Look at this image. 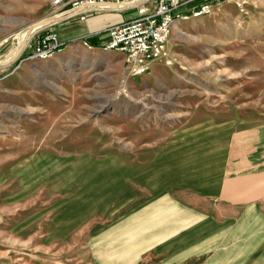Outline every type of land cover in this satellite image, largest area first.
I'll return each mask as SVG.
<instances>
[{
	"label": "rangeland",
	"instance_id": "obj_1",
	"mask_svg": "<svg viewBox=\"0 0 264 264\" xmlns=\"http://www.w3.org/2000/svg\"><path fill=\"white\" fill-rule=\"evenodd\" d=\"M184 6L171 62L134 75L78 37L27 58L46 24L25 27L57 10L0 0V264H199L247 245L264 219L247 200L264 184V0ZM208 215L224 219L199 228Z\"/></svg>",
	"mask_w": 264,
	"mask_h": 264
},
{
	"label": "built area",
	"instance_id": "obj_2",
	"mask_svg": "<svg viewBox=\"0 0 264 264\" xmlns=\"http://www.w3.org/2000/svg\"><path fill=\"white\" fill-rule=\"evenodd\" d=\"M149 1L52 0V4L57 10L56 13H59L60 16L46 24V28L42 31L36 32L27 58L45 60L61 49L62 42L59 40L58 33L51 27L59 19L75 16L84 19L85 15L92 11L144 5L138 7V14L135 17L109 27L107 29L108 39L102 47L122 52L128 71L134 75L145 73L152 61L161 60L165 64H169L171 56L167 46L174 24L176 21L188 17V14L177 9L191 0H154V6L150 12L145 7ZM210 6L207 2L203 3L192 11V15L199 16L202 13H207Z\"/></svg>",
	"mask_w": 264,
	"mask_h": 264
},
{
	"label": "crops",
	"instance_id": "obj_3",
	"mask_svg": "<svg viewBox=\"0 0 264 264\" xmlns=\"http://www.w3.org/2000/svg\"><path fill=\"white\" fill-rule=\"evenodd\" d=\"M149 5L153 7L154 0L152 1L150 0L148 3H146L145 7L147 11L150 10L148 9ZM143 6L144 5H138L134 7H126L123 9L92 11V12H88L85 15L84 19H80L78 16H75L73 18L59 19L58 21L55 22V25L58 24V27L57 29L55 28L54 29L56 30L58 35H60V39L62 41L70 39V37L72 38L78 37L89 42L92 46H103V44L108 39L107 29L115 24H119L123 21L135 17L138 14L137 11L138 7H143ZM189 6H190L189 8H191L192 5ZM177 10L183 12H185V10L188 11L186 6H184L183 9L180 8L179 6ZM183 137L185 136H182L181 139H183ZM183 140L185 141V139ZM166 173L168 179L172 178L173 173H171L170 171ZM196 178L198 179L197 176ZM180 180L181 179H177L176 182L177 181L180 182ZM250 188L251 189H249L248 191H249V196L251 197L247 198V200L249 203H251L250 206L256 208L257 201L259 203L264 202V198L256 197L257 191L259 192L262 190L264 191V184L258 185V188L255 185L254 187H250ZM262 194L263 193H261L260 195ZM230 201L233 202V204L236 203V200H230ZM227 205L233 206L230 204ZM234 206H237V204H234ZM256 218H257L256 214H254L253 216H249L248 218L249 219L248 225L246 226L248 230L243 235L246 236L247 239L246 246L240 245V246H230L223 248L218 247L215 253H209L208 254L209 256L205 259V261H202L199 264H264V219L263 222H261L259 219ZM182 219L183 222L188 221L190 223L191 215H184ZM221 219L222 220H220V218L216 220L213 216L208 215L199 220L200 225L198 227L199 228L211 227V223H213L214 221L221 222L223 221L224 218ZM167 222L173 225H171V230L164 231V233L167 234L170 233L169 235L174 236L171 233H173L175 230L174 224L176 220H167ZM214 254L219 256L215 257L213 256ZM184 260L185 259L176 262H166L159 264H181L182 263L181 261ZM183 264H192V263L186 262Z\"/></svg>",
	"mask_w": 264,
	"mask_h": 264
},
{
	"label": "bare ground",
	"instance_id": "obj_4",
	"mask_svg": "<svg viewBox=\"0 0 264 264\" xmlns=\"http://www.w3.org/2000/svg\"><path fill=\"white\" fill-rule=\"evenodd\" d=\"M60 16V14L56 13L54 15V18H58ZM194 16V15H193ZM54 18L52 17H46V18H42V19H39V20H36L35 22H33L32 24L28 25L26 28V32L27 34L30 36L32 34V32L36 29V28H39L45 24H48L51 20H54ZM24 32V31H23ZM24 33H19V47L17 48V51L16 53L14 54L13 57L17 56L19 54V52L21 51V49L23 48V46L25 45V42L26 40L24 39ZM26 38V37H25ZM18 39V38H17ZM4 62V61H3ZM5 64V63H3Z\"/></svg>",
	"mask_w": 264,
	"mask_h": 264
},
{
	"label": "trees",
	"instance_id": "obj_5",
	"mask_svg": "<svg viewBox=\"0 0 264 264\" xmlns=\"http://www.w3.org/2000/svg\"><path fill=\"white\" fill-rule=\"evenodd\" d=\"M206 1H209V0H206Z\"/></svg>",
	"mask_w": 264,
	"mask_h": 264
}]
</instances>
